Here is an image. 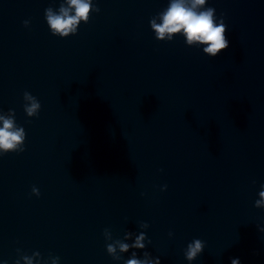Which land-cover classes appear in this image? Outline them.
Instances as JSON below:
<instances>
[{
	"label": "clouds",
	"instance_id": "1",
	"mask_svg": "<svg viewBox=\"0 0 264 264\" xmlns=\"http://www.w3.org/2000/svg\"><path fill=\"white\" fill-rule=\"evenodd\" d=\"M208 0H169L167 8L158 13L160 23H156V19L150 20L151 29L155 33V38L159 41H163L167 38L168 41L173 40L175 34L183 33L184 38L188 45L200 44L207 45L203 48V53L208 57L215 58L223 51L228 49L229 40L226 37V24L221 18L217 22L215 15V9L212 7H206ZM68 7L63 4L60 5L59 14L52 11V7L45 10V18L47 24L54 36L60 38H67L69 35H75L77 33V25L81 21L87 23L89 21L90 12H99L100 9L93 3V0H67ZM70 10H74L70 14ZM28 21H24V25L28 26ZM25 101L24 111L28 117H38L41 104L36 97L29 92L25 91L23 94ZM10 115H0V155H4L10 152L20 153L25 150L24 142L26 133L23 127H20L15 122L14 110H9ZM167 186H163L161 189L166 190ZM32 193L36 196L40 195L39 189L32 188ZM259 199L255 201V207L258 209H264V184L261 185V191L258 193ZM143 228L147 229L149 225L147 223L140 224ZM108 229L104 230V235L108 232ZM264 231V228L260 229ZM133 234L128 232L125 234V239H128ZM169 235H172L169 233ZM147 237L144 232H140L135 237V241L132 244L123 243L117 240L115 244H107L106 250L109 255L115 260H121L122 257L116 255V245L119 246L120 252H128L129 248L143 250L146 247L145 241ZM148 243H151L148 240ZM205 242L200 239H194L187 245L184 252V256L187 261L192 262L203 252ZM39 255V253H36ZM145 259H137V253L132 252V258L124 261V264H153V261L147 259L150 253L144 251ZM25 264H32V260L28 256H24ZM55 260H59V257H55ZM55 260L53 264H55ZM6 264V262H5ZM19 264V261H16ZM155 264H160V260L157 258ZM231 264H240L239 259H232Z\"/></svg>",
	"mask_w": 264,
	"mask_h": 264
}]
</instances>
